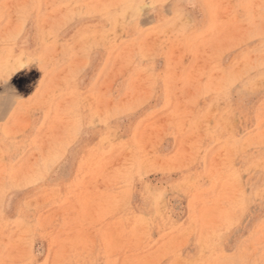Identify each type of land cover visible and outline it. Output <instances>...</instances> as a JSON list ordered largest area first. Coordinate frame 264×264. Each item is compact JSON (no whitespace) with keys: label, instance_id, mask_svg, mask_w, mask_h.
<instances>
[{"label":"rangeland","instance_id":"rangeland-1","mask_svg":"<svg viewBox=\"0 0 264 264\" xmlns=\"http://www.w3.org/2000/svg\"><path fill=\"white\" fill-rule=\"evenodd\" d=\"M0 264H264V0H0Z\"/></svg>","mask_w":264,"mask_h":264},{"label":"bare ground","instance_id":"bare-ground-1","mask_svg":"<svg viewBox=\"0 0 264 264\" xmlns=\"http://www.w3.org/2000/svg\"><path fill=\"white\" fill-rule=\"evenodd\" d=\"M34 1V0H33ZM32 2V1H31ZM38 2V1H37ZM90 3V2H89ZM40 8V7H39ZM132 9L133 8H137V5H133L132 7H131ZM39 10V9H38ZM24 11V10H23ZM24 14V13H23ZM126 14H128V13H126ZM100 17V16H99ZM121 19V18H120ZM122 22V21H121ZM46 24V23H45ZM119 27V26H118ZM41 35V34H40ZM90 38V37H89ZM2 51V50H1ZM13 55V54H12ZM14 56V55H13ZM10 58V57H9ZM13 58H15V57H13ZM14 60H16V59H13V61ZM11 61V60H10ZM12 61V62H13ZM8 62V61H7ZM4 63V62H3ZM2 62H1V65L3 64ZM9 63V62H8ZM6 64H4V66H5ZM3 67V66H2ZM5 67H8V66H5ZM42 80V79H41ZM26 78L24 79L23 78V76L22 77H20L19 79H18V82H17V90H18V92L20 91V92H24V90L26 89ZM40 81V80H39ZM41 82V81H40ZM11 86H13V85H11ZM15 89H16V87H15ZM4 91V90H3ZM17 112V111H16ZM14 113V112H13ZM14 117V116H13ZM12 117V118H13ZM196 133V132H195ZM54 144H56V143H54ZM53 145V144H52ZM61 145V144H60ZM50 146V145H49ZM54 146V145H53ZM51 147V146H50ZM55 147V146H54ZM54 147H53V149H54ZM49 149V148H48ZM59 149V148H58ZM56 149H54V151H55ZM48 151V150H47ZM52 151V150H51ZM58 151V150H57ZM53 152V151H52ZM61 152V151H60ZM49 153V152H48ZM42 155V154H41ZM48 155V154H47ZM51 154H49V156H50ZM43 156V155H42Z\"/></svg>","mask_w":264,"mask_h":264}]
</instances>
